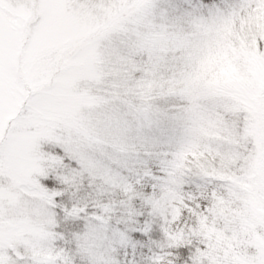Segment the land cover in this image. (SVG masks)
<instances>
[{
  "label": "snow or ice",
  "instance_id": "snow-or-ice-1",
  "mask_svg": "<svg viewBox=\"0 0 264 264\" xmlns=\"http://www.w3.org/2000/svg\"><path fill=\"white\" fill-rule=\"evenodd\" d=\"M0 264H264V0H0Z\"/></svg>",
  "mask_w": 264,
  "mask_h": 264
}]
</instances>
